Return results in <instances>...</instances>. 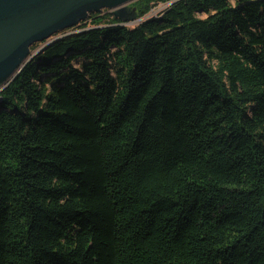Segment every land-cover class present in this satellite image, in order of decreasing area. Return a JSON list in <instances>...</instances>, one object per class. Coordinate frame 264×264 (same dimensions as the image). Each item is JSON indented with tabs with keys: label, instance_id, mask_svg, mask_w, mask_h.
I'll use <instances>...</instances> for the list:
<instances>
[{
	"label": "trees",
	"instance_id": "1",
	"mask_svg": "<svg viewBox=\"0 0 264 264\" xmlns=\"http://www.w3.org/2000/svg\"><path fill=\"white\" fill-rule=\"evenodd\" d=\"M167 3L0 92V264H264V0Z\"/></svg>",
	"mask_w": 264,
	"mask_h": 264
},
{
	"label": "water",
	"instance_id": "2",
	"mask_svg": "<svg viewBox=\"0 0 264 264\" xmlns=\"http://www.w3.org/2000/svg\"><path fill=\"white\" fill-rule=\"evenodd\" d=\"M139 0H0V92L39 52L92 14L112 13L123 24L138 19ZM41 44L35 54L31 48ZM33 54V55H32Z\"/></svg>",
	"mask_w": 264,
	"mask_h": 264
},
{
	"label": "rangeland",
	"instance_id": "3",
	"mask_svg": "<svg viewBox=\"0 0 264 264\" xmlns=\"http://www.w3.org/2000/svg\"><path fill=\"white\" fill-rule=\"evenodd\" d=\"M170 5V3H167V4H160L158 5L155 9H153L151 11V13L144 17V18H141V19H136L134 21H131V22H128L126 23L125 25L128 26V27H131V28H134L138 25H140L144 20H146L147 18H150V17H155V16H158L160 13H162L164 10H166L168 8V6ZM106 11H104L105 13ZM202 17H205V16H202ZM63 33L59 34L58 36H62ZM41 48V47H40ZM36 52V51H35ZM35 52H32L33 54H35ZM32 54V55H33Z\"/></svg>",
	"mask_w": 264,
	"mask_h": 264
},
{
	"label": "bare ground",
	"instance_id": "4",
	"mask_svg": "<svg viewBox=\"0 0 264 264\" xmlns=\"http://www.w3.org/2000/svg\"><path fill=\"white\" fill-rule=\"evenodd\" d=\"M137 3V2H136Z\"/></svg>",
	"mask_w": 264,
	"mask_h": 264
}]
</instances>
